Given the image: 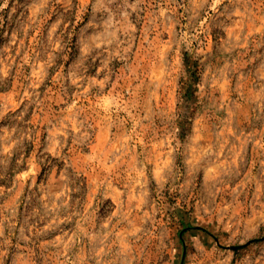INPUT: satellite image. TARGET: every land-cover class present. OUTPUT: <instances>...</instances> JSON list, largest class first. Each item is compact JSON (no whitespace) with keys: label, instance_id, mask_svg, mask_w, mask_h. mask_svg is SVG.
Returning <instances> with one entry per match:
<instances>
[{"label":"rangeland","instance_id":"rangeland-1","mask_svg":"<svg viewBox=\"0 0 264 264\" xmlns=\"http://www.w3.org/2000/svg\"><path fill=\"white\" fill-rule=\"evenodd\" d=\"M0 264H264V0H0Z\"/></svg>","mask_w":264,"mask_h":264}]
</instances>
